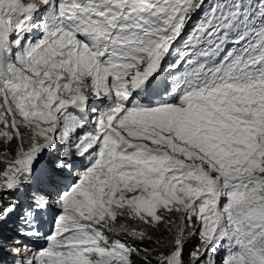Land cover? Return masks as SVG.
<instances>
[{
  "label": "snow or ice",
  "instance_id": "snow-or-ice-1",
  "mask_svg": "<svg viewBox=\"0 0 264 264\" xmlns=\"http://www.w3.org/2000/svg\"><path fill=\"white\" fill-rule=\"evenodd\" d=\"M0 264H264V0H0Z\"/></svg>",
  "mask_w": 264,
  "mask_h": 264
},
{
  "label": "rangeland",
  "instance_id": "rangeland-1",
  "mask_svg": "<svg viewBox=\"0 0 264 264\" xmlns=\"http://www.w3.org/2000/svg\"><path fill=\"white\" fill-rule=\"evenodd\" d=\"M5 259H9V258L5 257Z\"/></svg>",
  "mask_w": 264,
  "mask_h": 264
}]
</instances>
